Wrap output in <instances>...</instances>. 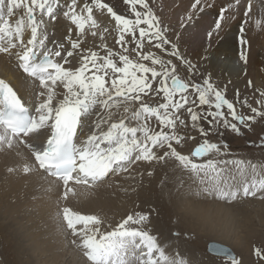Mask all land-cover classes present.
Masks as SVG:
<instances>
[{"label": "snow or ice", "instance_id": "obj_1", "mask_svg": "<svg viewBox=\"0 0 264 264\" xmlns=\"http://www.w3.org/2000/svg\"><path fill=\"white\" fill-rule=\"evenodd\" d=\"M125 3L130 6L135 19L117 14L102 0H91L90 4L85 2L78 12L77 0H70L63 15L71 21L79 35L73 39L70 27L65 38L70 48L60 43L53 53L46 48L48 38L42 17L55 20L59 0H7V3L0 0V53L11 54L10 49H18L14 54L20 68L35 78L40 86V102L34 109L35 114H32L13 88L0 79V145L11 148L13 138L50 129L42 148L33 150L34 161L40 169L63 182L65 198L75 191L69 187L70 182L94 187L102 183L109 173L128 171V166L139 161H164L169 156L184 167L190 165L194 171L211 169L221 176L224 169H218L216 161L197 164L174 147L173 142L179 145L184 139L178 135L179 127H186V121L181 119L184 112L190 116L193 127L198 121H206L219 129L222 123L225 128L237 133L240 131L238 124L251 127L258 116L264 119V111L252 107L246 100L243 106L249 108L252 115L238 113L234 103L209 79H204L202 84L185 81L177 75V66L171 60L165 61L155 52L145 50L146 42L149 46L155 42L154 47L165 52L171 45L173 57L186 63L189 71L194 67L180 56L177 44L161 28V21L149 7L148 0H125ZM236 3L239 4V0ZM199 4L200 0H195L192 7L196 8ZM137 6L143 11L137 10ZM21 8L24 13L13 24L10 18ZM94 8L106 9L114 18L119 33L116 43L123 53H129L126 35L131 34V40L135 42L131 52L136 54L137 59L130 58V54L114 52L106 44L103 45L106 55L82 47L81 37L86 27L92 30L93 37L97 35L95 29L99 25L93 16ZM249 10L250 6L245 15ZM226 11L227 8H221L214 29L208 32L209 38L220 30L222 21L230 18L225 16ZM37 13L40 19H37ZM25 29H30L31 33L26 42L23 39ZM107 31L105 28L100 33L101 39ZM241 42L245 43L243 38ZM114 57H118L119 63ZM77 59L78 67L68 66ZM241 59L247 60L243 52ZM248 83L252 84L251 81ZM61 85L62 91L58 92L57 88ZM260 95L264 97V92ZM191 96L198 99L199 106L207 105L209 110L198 111L196 100L190 99ZM154 98H162V102ZM257 103L264 104V101ZM92 115L97 119L93 121L90 134L82 141L78 140V130ZM153 117L158 121L159 130L149 126ZM210 131L211 128L207 131L200 128L205 137ZM156 149L162 154H158ZM220 151L218 144L205 139L191 155L199 158ZM235 163L243 165L244 161ZM251 168L255 172L256 166L251 165ZM30 170L25 164L23 171L27 173ZM240 170L243 172V168ZM223 183H216L212 190L233 201L239 196L255 197L257 192H264V179L245 180L242 185L228 190H224ZM63 219L67 228L79 236V247L92 264H184L183 260L169 258L157 238L145 228L138 227L147 221V215L136 214L134 217L129 214L111 231L102 234V221L96 215H84L65 207ZM256 255L264 254L256 249ZM232 264H237L234 257Z\"/></svg>", "mask_w": 264, "mask_h": 264}, {"label": "bare ground", "instance_id": "obj_2", "mask_svg": "<svg viewBox=\"0 0 264 264\" xmlns=\"http://www.w3.org/2000/svg\"><path fill=\"white\" fill-rule=\"evenodd\" d=\"M149 1L162 23L165 24L168 32L172 31L175 39L178 37L184 41L185 45L191 50L190 53L196 58L197 63L198 61L201 63L207 61L208 66L213 71L221 72L226 77V79L223 77L225 80H242L245 78V80L249 79L251 81L252 78L257 80L264 78L261 74L264 71V49L263 51L260 50L261 54L258 51L256 53V48L254 50L253 45H259V43L253 44V41H251L252 35L255 37L256 32H264V0H239V4L236 3V0H200V4L196 8L192 7L195 0ZM85 2L90 4L91 0H77L78 7L76 10L78 12ZM102 2L111 6L117 14L135 19L130 13V6L124 0H102ZM68 3H70V0H59L60 7L56 9L57 18L55 20L50 19L48 16L42 17L45 21L44 30L48 38L46 48L52 50L53 53L57 50V46L60 43H64L66 48H70V44L65 39L69 35L68 29L70 27L73 29V39H76L79 35L75 26L63 15V12L67 11L66 5ZM249 6L250 10L245 15V11L249 9ZM221 8H227L225 16L230 18L222 21L220 30L215 31L213 36L209 38L208 32L214 29V24ZM23 13L24 10L22 8L16 10L15 14L10 18L11 22L14 24L16 19L22 16ZM93 16L99 25L95 29L97 35L93 37L91 34L92 30L86 27L85 33L81 37L84 49H91L98 51L101 55H106V49L103 47L106 44L113 51L130 54V58L137 59L136 54L123 53L121 47L116 43L119 35L117 26L114 18L111 17V14L106 9L99 10L94 8ZM40 18L41 16L37 13V19ZM242 26L244 28L243 33L241 32ZM258 26L260 31L255 32ZM105 28L108 31L104 33L103 39H101L100 33ZM30 35V29H25L23 35L25 42L30 38ZM259 37L261 39V41L259 40L260 45H262L264 37L262 35ZM242 38L245 41L243 44L241 42ZM137 39H139L138 31ZM126 40L129 41L128 48L135 47V42L131 40V34L126 35ZM257 45L254 46L257 47ZM145 46V50L155 52L157 56L165 61L170 60L169 58L172 56L171 48H167L166 52L156 49L154 42L152 46H149L146 42ZM16 51L18 49H10L11 54L0 53V79L15 87L24 98V105L32 114H35L34 109L40 102V97L38 96L40 86L35 78L20 68L19 61L14 54ZM78 52L79 50H77ZM242 52L246 54V62L241 59ZM54 59L57 62H61L59 58L54 57ZM145 63L150 64V62ZM176 65L177 71H183V66L179 63H176ZM68 66L78 67V59L72 61ZM200 66L202 68V65ZM57 91H62V85L57 88ZM96 119L97 117L92 115L84 122L83 128L78 130V140L82 141L90 134L93 121ZM189 120H191L190 116ZM149 126L159 130V124L155 117L149 121ZM49 135L50 129H42L38 133H32L26 137L13 138L11 148L6 145H0V221L3 223V229L1 228V230L12 236L11 239L15 244L13 249L17 264H92L83 255V251L79 247V236L74 235L72 230L67 228L63 219V209L66 206L67 199L76 193L78 201H82L84 193L81 190L84 189L86 191L85 188H89V186L74 185L70 182L69 187H73L75 191L69 193L67 198L61 199L66 191L63 182L40 169L34 161L33 150L41 149ZM196 146L198 145H192L189 148L191 154ZM156 151L158 154H162L159 149H156ZM170 162L173 164V168L166 169L169 168L167 167L168 164L165 166V162L163 164L162 161H152L150 163L139 161L128 166V171L118 170L109 173L102 183L96 184L95 186L106 184L110 186L109 190L104 188L97 190V188H94L95 193L92 194L93 202L96 205L94 204L91 207V213L96 214L97 210V217L102 221L100 231H111L117 225L113 222L115 218H126L129 214L134 216L136 214L144 215L147 211L155 213L160 210L162 203L169 201L168 203L173 204L174 210L180 212L181 219L185 217V214H189L191 219H186L188 223H190V220L196 219L197 221L195 222L200 225V228H202L200 223H203L202 225L206 230H209V227H207L209 225L213 231L219 232V235L231 236L235 232V228L225 225L224 222L227 220L223 221L224 219H220L222 218L220 216L235 217L236 214H241V212L239 210L240 213L237 212L233 206L237 207L243 201H246L248 206H253L254 200L261 202L260 199L264 197V192H257L255 196L257 199L239 196L233 201L224 198L218 192L212 190L217 183L214 179L219 177L211 179L214 183L208 182V184L205 183L206 185H204L205 180L211 176L205 179L195 176L193 179L189 174L191 177L187 176L194 181L190 184L183 183L180 186L181 177L183 178L185 174L183 173V176H181L182 169L175 162ZM25 164L31 169L27 173L23 171ZM251 165L253 164L249 163L247 166V163H244L243 166L237 164L229 166V168L233 169L232 174L229 170L222 168L224 169L223 176L226 175L229 178V180L227 178L223 179L224 190L240 186L239 181H242L243 184L245 180L264 179V165L263 167L255 165V172H253ZM241 168H243V172H241ZM208 170L210 171V169ZM169 172L170 174H168ZM182 172L184 171L182 170ZM178 191L181 192V195L183 193V196H190V198L179 197ZM80 193H82V197H80ZM109 193L110 197H107ZM166 199L167 201H165ZM146 205L147 207H145ZM184 209H186V213L183 211ZM155 217L158 221L156 222L158 226H155L157 232L155 237L160 246L165 249L169 258L183 260L184 264H199L198 261L202 260L203 256L198 255L195 258L194 255L197 252H194V250L187 254L186 245H182L173 236L174 229L172 227L169 229L165 223L162 225L159 222L160 220H158L160 216L158 218L157 216ZM255 217L260 219L261 216L256 215ZM249 219L250 217L248 216V221ZM259 219L258 221H261ZM11 243L13 242L11 241ZM176 251L186 255L188 258H178ZM8 261L7 257L0 255V264H9Z\"/></svg>", "mask_w": 264, "mask_h": 264}, {"label": "rangeland", "instance_id": "obj_3", "mask_svg": "<svg viewBox=\"0 0 264 264\" xmlns=\"http://www.w3.org/2000/svg\"><path fill=\"white\" fill-rule=\"evenodd\" d=\"M148 3H149V7L152 9L153 13L157 15V12L154 11V7L151 5V2L149 0H148ZM109 4H111V3H109ZM137 7H138L137 10L143 11V9H141L139 6H137ZM129 9H131V8L129 7ZM130 13H131V15H133V13L131 11H130ZM157 17H158V15H157ZM160 26L162 29L166 30V35L168 36V38L172 42L177 44V47L179 49V54H180V56H182L184 58V61H189L194 66L192 68V70L189 71L187 64L180 61V59L178 57L171 56L169 59L172 61L173 64L176 65V63H179L181 66H183V71H177V75L181 79H183L185 81H190L192 83H201V84L203 83L204 79H209L210 82L218 90H220L229 101L234 103L238 113H241L244 115H252L250 109L243 106L245 100L252 107H257L261 111H264V104H258L257 103L258 101H264V97H262L260 95V93L264 92V78L263 79L261 78L259 80L252 78L251 82L252 81L253 82L251 85H249V83H248L250 80L249 79L245 80V78L242 80H236V79H230L231 81L228 79L225 80L226 77L224 75H222L221 72L218 73V72H216V70H214L215 71L214 72L213 69L208 66L207 61H205L204 63H201L200 61H198V63H197L196 58L192 55V53H190L191 50L189 49V47L187 45H185L184 41H182L181 38L179 39L177 37L175 39L174 33L172 34V31L168 32V30L165 27V24L162 23V21H161ZM256 31H260L259 26L257 29H255V32ZM260 33H261V31L258 33L256 32L255 37H254V35H252L253 37L251 38L252 39L251 41H253V44L259 43V45L254 44V45H257V47L254 45H253V47H254V50L256 48V53L260 52V54H261L260 50L263 51V49H264L263 48L264 39H262V45H260L261 39L259 36L262 35L264 37V32L261 34ZM256 37H257V39H256ZM178 45H180V46H178ZM108 48L112 49L111 47H108ZM132 48H134V47L129 48V53L135 54L134 52H131ZM167 48H171V45H168ZM116 50H117V47H116ZM114 52H116V51H114ZM188 53H190V54L188 55ZM114 59L117 62L119 61L118 57H114ZM200 65H202V68ZM158 70H159V68H158ZM212 71H213V73H212ZM262 72L264 73V71H262ZM263 73H261V74L264 76ZM235 80H236V82H235ZM239 81H240V83H239ZM256 81L259 83H257ZM232 82H234V83H232ZM243 82H244V85H243ZM161 96H162V94H161ZM194 98L196 99V107H197L198 111L207 112L209 110L207 105L199 106V101L195 96L190 97V99H194ZM154 100L162 102V98H154ZM212 110L214 111L215 109L213 108ZM223 110L225 112L227 111L226 108ZM184 114L185 115L181 116V119L185 118L184 120L189 125L186 123L187 124L186 127H184V125L180 126L179 131H178V135L184 137V139L180 142L179 145H176L175 142H173V145H175V147H177L179 152H181L182 154L184 153V155H188L194 163L205 164L208 160H214L217 163L218 169L225 168V169L229 170L231 172V174L233 173V169L229 168V166L236 165V163H235L236 161H244V163H247V166L249 163H252L253 165H259V166L263 167V165H264V119H262L261 117L258 116L256 118V121L251 124V127H244V126L238 124V127H240V131L237 133V132L232 131L230 128H225L222 125V123L220 124L219 129H217V127L215 125H209L206 121H198L196 123V126L193 127V123L191 120H189V115L186 113V111L184 112ZM229 120L231 121V117H229ZM232 122H235V121H232ZM201 127L205 128L206 131L209 128H211V131L209 132V135L207 137L203 136L202 133L200 132ZM186 128L187 129L189 128V129L187 130ZM184 129H185V132H184ZM205 139H207L209 142L218 144L221 148V151L219 153H215V152L210 153L205 157H199V158L198 157L197 158L191 157L192 155H191L189 148L192 145H199V144L203 143ZM225 145H226V147H225ZM159 151H161V150H159ZM161 153H162V151H161ZM166 159H168L169 161ZM166 159L164 161H162L163 164L165 162V164H164L165 166H167L166 164H168L167 167H169V168H166V169L173 168V164H171V162H170V161H173L184 171V172H182V170H181V176H183L182 175L183 173L185 175L183 176V178L181 177L180 186L183 183L190 184L192 181H194L193 179L195 178V176L196 177L200 176L201 178L203 177V179L207 178L208 176H211L209 179L205 180V182L203 183L204 185L208 184V182L214 183V181H212V180L215 177H219V178L214 179L215 182L217 181V183L223 181L224 178H227L229 180V178L226 175H224L225 177L223 176V174L221 176H218L215 173H213L211 171V169H210V171L206 170V171H202V172L194 171V170H192L190 165L188 167H184V166L181 167L182 165L174 157L169 156ZM221 161H225L227 163H220ZM241 166H243V165H241ZM168 174H170V172ZM189 174L193 177V179L189 178V177H191ZM186 180H188L189 182ZM239 184L242 185V181H239ZM94 188H97V190H99L100 188H104V189L109 190L110 186H109V184H106V185H99V186L85 188L86 191H84V189L81 190L82 193H84V199H82V201H78V197H76V193H75V195H73L67 199L65 207L71 208L73 211L84 214V215H96L97 216V213H98L97 210H96V214L91 213V211H92L91 207L95 204L93 202V196H92V194L95 193ZM201 191H203V189H201ZM82 193H80V197H82ZM178 194H179V197L182 196V198L183 197L190 198V196H183V193L181 195L180 191H178ZM107 197H110V193L108 194ZM62 198H65V197H61V199ZM254 199H257V198L254 197ZM165 201H167V199ZM260 201L261 202L254 200L253 206H248L246 201L241 202L239 205H237V207L233 206L237 212H239V211L241 212V214H236L234 212L236 214V216L235 217L232 216L233 219L229 218V217H225V216H220V217H222L220 219H224L223 221L227 220L226 222H224L225 225H227V226L230 225L231 227L235 228V232L232 233L231 236L219 235L218 234L219 232L217 233V232L213 231L209 225L207 226V227H209L208 228L209 230H206V228L202 225L203 223L199 222L202 226V228H200V225L195 222V221H197L196 219L195 220L192 219V220H190V223H188L186 221V219H191L189 214L188 213L185 214V217H183L181 219L180 218V212L174 210L173 204L168 203L169 201H167V203H165V202L162 203L160 208H159L160 210L155 212V213L154 212L149 213L148 211L145 212L144 215L149 214L150 216L148 215L147 221H144V223H142L141 225H138V227L141 226V227L145 228V230H147L151 235L153 234V236H156L157 232L155 230L156 229L155 226H158V225H156V222H158V221L156 220L155 216H157V218L160 216V218H158V220H160L159 222L162 225L165 223L166 226L169 227V229L172 227L174 229L173 236L176 239H178L182 245H186L187 248L185 247V249H186L187 254H189L190 252H192L194 250V252H197V254L195 253V255H194L195 258H197L196 256H198V255L203 256V257L201 256L203 259L198 261L199 264H232V258H228L225 255V253H226L225 249H227V248L231 249L234 252L235 260H236L237 264H244V263L245 264H264V255H262V256L256 255V249H259L260 252L262 254H264V217H263L264 216V197L262 199H260ZM145 207H147V205ZM183 211L185 212L186 209H184ZM253 214H254V216H256V215L257 216L259 215V217L261 216L260 219L258 218L261 221H258V219L256 217L254 218ZM244 216L246 219L244 218ZM248 216L250 217V219H249L250 222L248 221ZM193 217H195V216H193ZM123 219H124V217L123 218H115L113 220V222L116 224H119ZM148 222H149V225H148ZM194 223H195V225H194ZM174 226H176V227H174ZM78 227H79V225H78ZM80 227H82V226H80ZM151 227H152V229H151ZM191 227H194V228H191ZM1 228L3 229V223L0 221V231H1L0 232V253H1L0 255L1 256L4 255V257H7L9 260L8 261L9 264H17V260H15V251L13 249L15 244H14V241L11 239L12 236L9 235V233H5L3 230H1ZM220 231H221V229H220ZM100 232L102 234V233L106 232V230H101ZM9 240H11L13 243H11V241H9ZM210 244L213 245L212 247L216 251L215 254L209 252L208 249H209ZM176 255L178 256V258H183V259L187 257L186 255L179 253L177 251H176ZM204 261H206V262H204Z\"/></svg>", "mask_w": 264, "mask_h": 264}, {"label": "water", "instance_id": "obj_4", "mask_svg": "<svg viewBox=\"0 0 264 264\" xmlns=\"http://www.w3.org/2000/svg\"><path fill=\"white\" fill-rule=\"evenodd\" d=\"M213 245H211L210 244V246H209V252H211V253H214L215 254V249L212 247ZM226 251V253H225V255L228 257V258H235V254H234V252L231 250V249H229V248H227V249H225Z\"/></svg>", "mask_w": 264, "mask_h": 264}]
</instances>
